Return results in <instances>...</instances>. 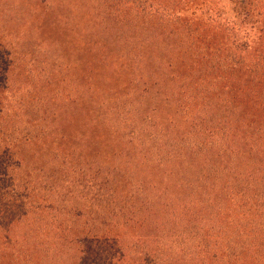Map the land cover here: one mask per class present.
I'll return each instance as SVG.
<instances>
[{
  "label": "trees",
  "instance_id": "1",
  "mask_svg": "<svg viewBox=\"0 0 264 264\" xmlns=\"http://www.w3.org/2000/svg\"><path fill=\"white\" fill-rule=\"evenodd\" d=\"M15 1L0 4V264L19 260L12 232L19 241L29 234L31 210L80 217L75 198L88 195L107 200L96 208L109 215L70 228V244L94 235L91 243L116 246L120 259L118 233L128 232L140 237L125 248L137 264H216L221 254L264 264V153L256 150L264 148V65L240 70L250 52L240 55L237 24L206 0ZM171 6L178 14L162 15ZM16 38L21 56L31 55V82L22 85L9 82ZM31 50L45 52L49 73ZM236 75L246 77L242 88ZM195 203L210 204L209 230L201 215L190 219ZM52 245L49 253L38 246L39 264L46 254L65 264V244Z\"/></svg>",
  "mask_w": 264,
  "mask_h": 264
},
{
  "label": "rangeland",
  "instance_id": "2",
  "mask_svg": "<svg viewBox=\"0 0 264 264\" xmlns=\"http://www.w3.org/2000/svg\"><path fill=\"white\" fill-rule=\"evenodd\" d=\"M8 1V2H7ZM150 3L151 0H148ZM155 2V0H154ZM17 2L15 0H0V4H14ZM247 3L248 1L244 0H206L205 1V6L212 9L219 11L222 18L226 19L228 21H231L233 23L237 24L238 27V32L236 34L237 38V43H238V48L240 49V43H246V46L241 48V53L240 55H243L244 50H247L249 53V58L247 60L243 59V56H240L241 60V65H239L240 70H245L247 69L246 67L250 68L248 65H252L254 70H260L261 68H256L260 67L261 65H264L263 61H261V55L264 54V0H250V7L252 8V19L247 22L243 20L244 15L247 14ZM133 3L128 2L126 4L125 9L129 14L133 15ZM252 5V6H251ZM181 8V7H180ZM180 8L174 9L173 6H171L170 11L164 12L162 15H171L175 16L178 14V11ZM148 13V12H147ZM150 13V12H149ZM4 15H7L3 13ZM0 15L2 13L0 12ZM187 16V15H185ZM22 40L19 38H16L15 45L13 44V54H11V57L13 58L12 63V69L11 73L9 74V82L10 84H18L22 85L24 81L26 82L28 78V71L30 70V64L27 57H31V55H27L26 57H22L20 51V48L23 46ZM25 47V46H24ZM88 47V46H87ZM112 47L111 49H113ZM114 50V49H113ZM89 50H83L81 53V56H87L90 57L88 54ZM31 54H34V60L37 61L36 68L37 70L43 69L44 73L45 71L47 73L50 72V62L47 61L45 58V52H36L34 53L31 50ZM47 62V63H46ZM92 62V59L89 61ZM7 65L5 64V67ZM43 73V74H44ZM64 73V72H63ZM3 75V73H0ZM54 74H57L54 72ZM36 79H39V76L37 74L35 75ZM106 77V72L104 71L100 76L97 77V80L99 82L103 83V79ZM236 79L238 82V87H243L244 84H247L246 77H241L240 75H236ZM31 79H29L30 81ZM31 82V81H30ZM15 83V84H14ZM28 83V82H26ZM31 84V83H29ZM109 85V91L114 89V85ZM248 86V85H246ZM39 90L38 88H35L34 93H37ZM26 92L23 91L21 94H19V98H26ZM42 96V94H40ZM39 96V97H40ZM2 100L6 103L11 105L10 111L7 116L13 117V114H16L13 112L15 110V103H13V97L11 96L10 91H6L5 93L1 94ZM245 103V102H244ZM14 104V105H13ZM17 108V107H16ZM249 108V107H247ZM260 113V112H257ZM9 133H11V129H9ZM8 133V134H9ZM261 144H257L256 150L258 152L264 153V148L261 146ZM94 150H91L93 152ZM261 155V154H260ZM258 156V155H257ZM262 156V155H261ZM0 158H3L2 155H0ZM177 170V169H176ZM172 172H177V171H172ZM181 176L178 173V177ZM176 177V176H175ZM209 190H211L212 187H208ZM189 193L194 194V196H197L196 190L192 189L191 192ZM120 196H118L119 198ZM97 200L101 201H107L104 198L102 199H96L95 201L92 200L91 196H82V197H76L75 202L78 203V208L83 212L80 213V217H74L72 216V212H64L62 213L61 211H57V214H55V210L49 211V210H40V211H34L31 210L29 212L28 217L26 218L25 224L28 226L27 229H29V234L24 235L23 238L19 241V239L15 240V235L17 233V230H14L12 232V238L11 242L15 245V249L13 252H17L19 250V247H21L22 253H19V260L16 257H12L14 264H39L40 259L38 256L39 254L35 253L36 250L38 251V246L43 244L42 249H44V252L49 253L48 250H51L52 244L53 243H60V244H65V247L68 249L67 254L62 258L63 262L65 264H137L135 262L136 259H131L130 257V250H126L128 246L126 245L129 243L130 239L133 240H138L140 237L138 234H130L127 232V236H124L123 233H118L119 236V246L121 244H124L125 247L122 245L121 249H123L124 253V258H120V254L122 252L116 251V246L113 247L111 244H102V245H96V242L91 243V238L94 235H90L87 237V239L79 244H70V241L66 239L68 236V231H70V228H75L76 225L79 228H85L91 225L92 219L97 217L98 215H103V217L109 215L108 209L103 205L100 207L96 208V203L98 202ZM70 201V199H69ZM65 207L68 208V205H65ZM210 204L207 205V209L199 208L198 205L193 206L192 212L189 213L190 219L196 220L197 217L196 215L199 214L201 215L200 218H202V228L204 230H209V227H211V221L214 218L213 216V210L209 209ZM200 218L197 221H201ZM199 223V222H198ZM92 226V225H91ZM90 226V228H91ZM26 229V230H27ZM74 231H76L74 229ZM62 232H65L66 235H62ZM2 236V234H0ZM101 237V236H100ZM66 240L68 243H66ZM19 241V242H18ZM18 242V243H17ZM25 246V249L24 248ZM68 245V246H66ZM64 247V249H66ZM118 247V246H117ZM129 248V247H128ZM6 249L5 246H1L0 250ZM4 253V252H3ZM3 253H0L3 254ZM8 252L6 253V255ZM115 254H118V258L114 257ZM14 256V255H13ZM50 256V257H49ZM44 258L47 259L49 257V260L46 262V264H55V262H52L53 257L50 254L43 255ZM58 258V257H57ZM106 258L108 260L106 261ZM115 258V260L112 262L111 260ZM249 259V258H248ZM60 261V260H59ZM207 264H213V259L211 257L208 258L206 261ZM241 263V262H240ZM57 264V263H56ZM140 264V263H139ZM159 264V263H157ZM167 264H182L180 262H176L172 260H169ZM216 264H235L234 260H231L229 258V255L226 257L223 254H221V257H219L218 261ZM247 264H257L253 262V260L248 261Z\"/></svg>",
  "mask_w": 264,
  "mask_h": 264
}]
</instances>
